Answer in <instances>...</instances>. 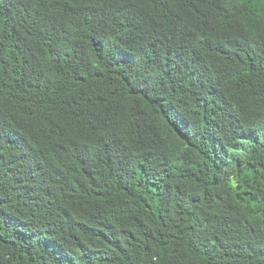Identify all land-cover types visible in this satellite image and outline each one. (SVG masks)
I'll return each mask as SVG.
<instances>
[{
    "label": "trees",
    "instance_id": "trees-1",
    "mask_svg": "<svg viewBox=\"0 0 264 264\" xmlns=\"http://www.w3.org/2000/svg\"><path fill=\"white\" fill-rule=\"evenodd\" d=\"M0 264H264V0H0Z\"/></svg>",
    "mask_w": 264,
    "mask_h": 264
}]
</instances>
